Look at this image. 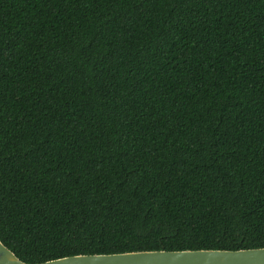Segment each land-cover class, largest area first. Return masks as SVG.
<instances>
[{
	"label": "trees",
	"instance_id": "trees-1",
	"mask_svg": "<svg viewBox=\"0 0 264 264\" xmlns=\"http://www.w3.org/2000/svg\"><path fill=\"white\" fill-rule=\"evenodd\" d=\"M0 239L264 247V0H0Z\"/></svg>",
	"mask_w": 264,
	"mask_h": 264
},
{
	"label": "water",
	"instance_id": "water-1",
	"mask_svg": "<svg viewBox=\"0 0 264 264\" xmlns=\"http://www.w3.org/2000/svg\"><path fill=\"white\" fill-rule=\"evenodd\" d=\"M0 264H264V247L75 254L44 262L28 263L20 259L0 239Z\"/></svg>",
	"mask_w": 264,
	"mask_h": 264
}]
</instances>
